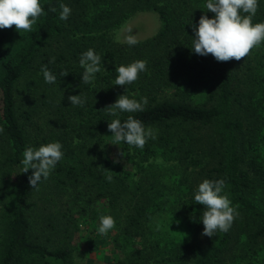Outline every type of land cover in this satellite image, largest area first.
I'll use <instances>...</instances> for the list:
<instances>
[{
	"label": "trees",
	"instance_id": "obj_1",
	"mask_svg": "<svg viewBox=\"0 0 264 264\" xmlns=\"http://www.w3.org/2000/svg\"><path fill=\"white\" fill-rule=\"evenodd\" d=\"M61 3L71 8L66 21L59 18ZM206 3L42 0L44 15L36 29L21 38L24 47L20 55L5 64L0 75V264H76L74 236L82 223L104 214L113 215L120 236L131 244V249L111 264L153 263L151 249L142 243L152 217L151 198L141 192V186L130 185L122 167L104 151L114 140L108 124L116 118L123 123L130 115L145 128L160 131L152 146L177 151L182 163L190 160L201 168L204 180L223 179L224 191L239 212L230 230L220 232L217 244L205 250L190 242L175 252L169 264H224L230 246L242 239L251 249L256 244L264 246V167L252 154L254 137L264 132L260 115L264 114V64L258 70L250 63L239 64V68L235 59L218 62L212 55L193 51L194 26L198 27L205 14L215 16L207 12ZM50 7L57 11L50 12ZM138 12L158 14L162 30L134 46L113 42L111 30ZM261 22L264 0H259L253 17V23ZM90 48L113 66L98 81L85 84L80 58ZM52 58L54 62H50ZM136 60H146L147 70L131 84L115 85L116 68ZM44 66L56 77L55 83L45 81ZM241 72L246 73L244 79ZM80 94L86 103L71 105L68 97ZM124 94L137 101L147 97L148 103L143 111L120 112L113 117L106 107ZM198 94L203 101L196 100ZM259 95L262 100L256 101ZM41 109L52 122L44 137L38 126ZM84 110L88 115L77 125L74 118L85 116ZM192 128L202 135L195 137ZM51 142L62 144L63 158L46 179L56 180L48 204L55 207L60 199L61 203L58 212H52L50 205L44 208L51 222L45 226L44 219L38 229L32 215L40 206L29 183L35 170L23 173V152ZM118 145L125 153L134 147L125 142ZM145 146L147 153H152L149 144ZM67 194L70 198L63 202ZM100 201H106L108 207L101 212L92 210L91 202ZM187 208L191 215L187 213L185 218L193 220L205 210L192 203ZM48 231H56L57 240L50 238ZM50 243L56 245L53 250Z\"/></svg>",
	"mask_w": 264,
	"mask_h": 264
},
{
	"label": "rangeland",
	"instance_id": "obj_2",
	"mask_svg": "<svg viewBox=\"0 0 264 264\" xmlns=\"http://www.w3.org/2000/svg\"><path fill=\"white\" fill-rule=\"evenodd\" d=\"M87 4H91V2ZM36 27L37 24L33 26L32 32ZM162 28L163 22L158 14L138 12L129 16L121 25L111 30L109 36L115 43L127 44L125 40L129 34L136 36L138 41H141L154 37ZM129 29H131V32H129ZM32 32L20 33L14 25L10 29H0V75L4 72L5 64L15 61L20 55L24 47L21 38ZM99 55L101 56V71L96 73L95 80L92 82L98 81L100 76L113 66L111 61L104 58L103 54ZM249 63L256 70L264 64V42L259 47L254 48L246 58L237 61L239 68V64L248 65ZM240 74L242 75L241 78L244 79L246 73L241 72ZM200 96V94L197 95V101H203ZM258 100H262L260 95L256 98V101ZM76 112V110L72 111L73 116H76ZM83 112L86 114L85 116L74 118L77 125L88 115L86 110ZM260 115L264 118L262 112ZM38 122V126L44 131L42 135L44 137L52 124L51 117L41 109ZM153 130L156 138L149 139L146 143L153 150L152 153H147L146 146L142 149L134 146L129 152H122L119 145L113 144L116 143L114 140L107 143L104 151L114 163L122 167L127 174L128 183L141 186V192L151 198L152 207L150 212L152 217L146 223L147 235L142 243L144 242V245L151 249L153 253L154 260L152 264H169L170 258L175 257V252L184 250V247L190 242L200 244L205 250L217 244L220 231H217L213 237L202 235L204 231L201 220L203 212L199 211L194 220L185 218V214L191 215L187 207L191 203L196 204L195 193L199 184L204 181L201 168L192 164L190 160L182 163L181 155L177 154L178 152L172 150V148L152 146L151 142L160 136L158 129ZM192 130L195 137L202 135V131H198V128H192ZM183 133L185 134V132H182L181 135L184 137ZM263 133L254 137L256 146L252 150V154L264 167ZM37 134L38 132L34 131V136ZM54 184H56V180L41 178L37 188L33 191L34 200L39 203L40 207L32 215V222L36 224L38 229H41L44 219L46 220L45 226L51 222L47 219L49 215L44 208L50 205L48 203L52 197L51 194L54 192ZM68 198L70 197L67 194L63 202ZM60 203L61 199L59 203L56 200L55 207L51 204L50 206L54 208H50V210L58 212L57 205ZM107 207L106 201L91 202V209L98 212L105 210ZM179 214H181V217ZM109 215L113 217L112 214ZM101 217L100 215L98 220L82 223L80 232L74 236L72 248L76 264H111L117 256L123 255L131 249V244L120 236L121 228L118 225L115 224V228L110 230L107 235L99 233ZM77 220L80 222L79 218ZM36 234L40 233L36 231ZM47 235L57 240L58 234L56 231H48ZM55 246V244H49L52 250ZM224 264H264V246L256 244L251 249V246L244 239L239 243L235 242L230 246V252L227 253Z\"/></svg>",
	"mask_w": 264,
	"mask_h": 264
},
{
	"label": "clouds",
	"instance_id": "obj_3",
	"mask_svg": "<svg viewBox=\"0 0 264 264\" xmlns=\"http://www.w3.org/2000/svg\"><path fill=\"white\" fill-rule=\"evenodd\" d=\"M258 7L259 0H207V12L210 11L215 16L209 18L205 14L200 18L198 27L194 26L193 51L200 56L212 55L218 62L233 59L240 61L246 58L254 48L264 42V22L253 23ZM59 8L62 10L59 18L66 21L71 14V8L63 3ZM49 11L55 13L57 9L50 7ZM42 15H44L42 0H0V29H10L14 25L20 33L32 32L33 26ZM125 42L129 46L139 43L136 36L131 34L126 36ZM54 59L52 58L50 62H54ZM100 64L101 56L96 54L94 49L90 48L81 55L80 66L84 69L82 83L88 84L95 80L96 73L101 71ZM146 70V60L121 65L116 68L118 76L115 85L131 84ZM42 71L47 83H55L56 77L47 66H44ZM68 99L73 106H83L86 103V97L82 94L69 96ZM147 103V97L137 101L124 94L106 109L113 117H118L120 112L143 111ZM108 129L113 133L116 142L113 144L116 145L125 142L142 149L149 139L156 138L151 127L145 128L141 120L131 115L123 123L119 118L113 119L108 124ZM0 132H3L2 128ZM62 147L60 142H51L41 145L38 149L28 147L23 152V173H27L29 169L35 170L29 177V183L34 189L41 178L45 180L49 178L52 170L63 158ZM107 179L111 182L112 177L108 176ZM225 186L223 179H205L195 193L196 204L205 208L201 216L204 236L213 237L217 231H229L235 218L239 216L237 208L232 206V201L224 192ZM115 224V218L111 215L102 216L98 231L102 235H107L115 228Z\"/></svg>",
	"mask_w": 264,
	"mask_h": 264
}]
</instances>
